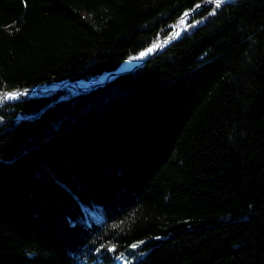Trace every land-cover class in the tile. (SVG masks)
I'll return each mask as SVG.
<instances>
[{
	"label": "trees",
	"instance_id": "16d2710c",
	"mask_svg": "<svg viewBox=\"0 0 264 264\" xmlns=\"http://www.w3.org/2000/svg\"><path fill=\"white\" fill-rule=\"evenodd\" d=\"M203 1L0 0V95L98 79ZM70 93L0 107V264H264V0Z\"/></svg>",
	"mask_w": 264,
	"mask_h": 264
},
{
	"label": "water",
	"instance_id": "95a60500",
	"mask_svg": "<svg viewBox=\"0 0 264 264\" xmlns=\"http://www.w3.org/2000/svg\"><path fill=\"white\" fill-rule=\"evenodd\" d=\"M237 0H225L224 2H222L220 5H216L218 8H222L227 4H232L235 3ZM212 4L210 3V0H204L201 3H198L192 10L185 12L171 27V30L169 32L168 35L164 36L163 38H160L159 40H157L156 42L160 41V40H166V45L162 46V47H157L155 50H149L151 48V45L154 44L152 43L147 49L143 50L142 52H140L137 56L134 57H138L140 56L142 53L145 52V55L143 56V58L139 59L137 62H135L133 65L129 66V67H124L122 64L120 67H118L116 70L114 71H110V72H106L105 74L101 75L104 76L102 80H98L93 84H89L88 86H79L76 87L74 90L71 91L70 95L73 96L75 94H78L80 92H84V91H89L92 90L94 88H97L99 86H103L108 84L109 82H111L113 79H115L116 77L134 71L140 67H143L148 61H150L152 58H154L155 56H157L158 54H160L167 46H169L174 40L178 39L183 33H180L177 36H172L173 32H174V26L175 24L183 17L187 16V17H191V15H193L194 13H196L197 11H199L200 9L204 8V7H209ZM100 77V76H99ZM82 80V79H79ZM79 80H63L60 82H54L48 85H44V86H40V87H32L29 89H24V90H17V89H13L10 91H6L4 93H2L0 95V107L6 102V101H12L11 99H4L6 95L8 94H13L15 93V99L20 98L21 96H43L46 95L48 93L54 92V91H61V89H51V90H43L44 88H46L47 86L50 85H54V84H59V83H64V82H77Z\"/></svg>",
	"mask_w": 264,
	"mask_h": 264
},
{
	"label": "bare ground",
	"instance_id": "6f19581e",
	"mask_svg": "<svg viewBox=\"0 0 264 264\" xmlns=\"http://www.w3.org/2000/svg\"><path fill=\"white\" fill-rule=\"evenodd\" d=\"M225 0H221V2L218 4L217 0H210V3L212 5H220L222 2H224ZM191 17H183L181 18L174 26V32L172 34V36H177L180 33H182L188 26V23L190 21ZM166 45V40H160L158 42H155L154 44L151 45V48L149 49L151 50H155L157 47H162ZM145 55V52L142 53L140 56L138 57H131L130 59H128L125 63H124V67H129L131 65H133L135 62H137L139 59L143 58V56ZM104 76H100L98 79L96 80H91V81H86V80H79L77 82H64V83H59V84H54V85H50L47 86L46 88H44L43 90H51V89H75L76 87L79 86H88L89 84H93L98 80H102ZM15 97V93L13 94H8L5 96L4 99L8 100V99H13ZM1 100V99H0Z\"/></svg>",
	"mask_w": 264,
	"mask_h": 264
},
{
	"label": "rangeland",
	"instance_id": "374dc122",
	"mask_svg": "<svg viewBox=\"0 0 264 264\" xmlns=\"http://www.w3.org/2000/svg\"><path fill=\"white\" fill-rule=\"evenodd\" d=\"M95 78H96V77H95ZM91 80H96V79H93V78H92ZM91 80H90V81H91ZM61 90H67V89H61ZM68 90L72 91V90H74V89H68ZM14 99H15V98H13V99H11V100H14ZM125 264H126V263H125Z\"/></svg>",
	"mask_w": 264,
	"mask_h": 264
},
{
	"label": "snow or ice",
	"instance_id": "6c2138e0",
	"mask_svg": "<svg viewBox=\"0 0 264 264\" xmlns=\"http://www.w3.org/2000/svg\"><path fill=\"white\" fill-rule=\"evenodd\" d=\"M221 2V0H217V3L219 4Z\"/></svg>",
	"mask_w": 264,
	"mask_h": 264
}]
</instances>
